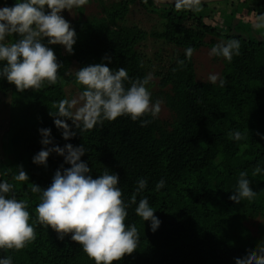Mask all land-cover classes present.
Returning <instances> with one entry per match:
<instances>
[{"label":"trees","instance_id":"trees-1","mask_svg":"<svg viewBox=\"0 0 264 264\" xmlns=\"http://www.w3.org/2000/svg\"><path fill=\"white\" fill-rule=\"evenodd\" d=\"M98 1L99 14L82 18L81 9L75 8L79 15L71 23L77 43L96 48V54L83 56L75 51L69 54L63 45L57 44L56 56L64 64L60 79L55 85L45 82L39 92L31 89L18 92L0 77L2 96L16 95L26 101L23 113L8 122L9 131L19 127L29 136L20 158L6 162L0 158V182L15 184L17 199L29 200L30 223L37 233L36 240L21 250L0 249V258L11 256L13 264H95L82 246L71 240V234L60 240L51 227L37 221L35 208L40 194L31 192L32 184L47 188L61 165L70 167L55 152L50 154L47 167L33 162V157L45 147L39 129L50 128L53 144L48 147L84 145L87 152L81 159L92 169L93 178L103 174L105 168L109 174L118 173V186L126 201L135 191L138 179L148 181L146 189L137 195V203L147 196L162 223L153 232L151 221H144L135 213L137 205H131L125 223L136 224L140 242L135 252L113 264H236V257H243L264 241V171L252 177L257 164L264 169V136L257 134H264V30L258 32L252 27L255 17L264 13V0L203 3L199 13L176 12L174 4L160 5L149 0L147 4L143 0ZM17 2L0 0V7ZM131 5L141 6L149 16L155 14L162 30L127 25ZM241 20L248 24L247 30L241 29ZM170 28L172 32L168 33ZM149 37L182 50L170 61L156 53L153 59L156 63L150 69L158 78L159 87L152 100L164 101L168 118L158 120L145 115L140 119L151 122L141 126L140 120L121 116L82 133L68 120L77 135L65 140L63 129L57 128L50 112L57 110L58 101L71 99L73 93L80 95L83 91L84 86L75 78L78 68L105 63L112 69L124 67L128 71L121 53L123 48L136 49ZM232 38L240 40L241 55L232 62L214 56L223 64L221 77L227 80V85L222 88L219 81L212 84L197 79L193 58L187 59L185 50L211 49ZM18 39L14 34L6 37L5 42ZM49 47L54 50V45ZM106 54L111 57L110 62L102 59ZM137 60L136 66L144 68V60L139 56ZM4 63L0 61V67ZM125 85L129 86L127 81ZM153 85L155 80L149 88ZM69 87L75 91L68 93ZM29 107L35 111L34 121L24 120ZM237 130L247 132V139L230 140L228 133ZM19 165L27 172L28 181L13 180ZM241 171L248 172L250 186L257 195L253 201L242 200L237 204L229 197ZM161 178L166 184L156 191L155 185Z\"/></svg>","mask_w":264,"mask_h":264},{"label":"clouds","instance_id":"clouds-1","mask_svg":"<svg viewBox=\"0 0 264 264\" xmlns=\"http://www.w3.org/2000/svg\"><path fill=\"white\" fill-rule=\"evenodd\" d=\"M143 2L147 4L148 0ZM88 3L89 0H18L12 6L0 8V61L6 62L0 67V77L13 84L18 92L29 89L39 92L45 82L48 85L57 84L64 64L58 61L49 45H63L69 54H74L77 33L62 13L65 9L71 12L73 8H82ZM203 3L205 0H175L174 10L199 13ZM206 3L211 5L213 0H206ZM252 27L258 32L264 30V13L255 17ZM14 34L19 39L6 43V37ZM193 53L194 48L188 47L185 50L186 58L190 60ZM209 55L232 62L235 56L241 55L240 40H222L210 49ZM102 59L111 61L107 54ZM179 63L183 64L184 61ZM75 78L79 85L84 86L79 97L58 101L57 110L50 112L57 128L63 129L65 140L77 135L68 120H72L82 133L97 125L103 127L105 121H115L121 116H130L133 121L140 120L141 126H147L151 121L140 118L150 115L155 119L161 112L164 101L152 100L149 85L154 76L151 72L142 78L132 79L124 67L112 69L105 63H99L78 68ZM217 81L222 88L228 83L218 73L208 76V82L216 84ZM39 131L45 147L33 157V162L47 167L50 154L55 152L63 156L65 164L70 167L61 165L47 188L32 184L31 192L40 194V202L35 208L38 223L51 227L60 240L71 234V240L81 245L95 264H113L126 254L135 252L140 233L135 223L130 226L125 223L129 214L127 209L137 205L135 213L144 221H151L153 232L162 223L147 196L137 203V195L146 189L147 179H138L135 191L126 201L118 186V173L109 174L105 168L103 174L93 178L92 169L81 159L87 152L84 145L68 143L64 147H48L53 144L51 129L41 128ZM247 135V132L237 130L229 132L228 138L241 141L247 139ZM17 169L13 180L28 181L29 176L23 165L17 166ZM262 171L264 169L257 164L252 177ZM165 184L166 181L161 178L155 190L160 191ZM250 185L248 172L241 171L229 199L237 204L242 200L253 201L257 192ZM15 187L6 180L0 182V249L21 250L37 237L34 224L30 223L29 200L17 199ZM235 260L236 264H264V241ZM0 264H13V258H0Z\"/></svg>","mask_w":264,"mask_h":264},{"label":"rangeland","instance_id":"rangeland-1","mask_svg":"<svg viewBox=\"0 0 264 264\" xmlns=\"http://www.w3.org/2000/svg\"><path fill=\"white\" fill-rule=\"evenodd\" d=\"M98 3V0H89V3L87 5L80 8L82 11V18H86L88 15L91 14H99L101 12V8ZM4 6L6 5H3V7ZM0 8H2V6ZM62 14L68 21H70V23H72V21L75 20L79 15V13L75 12V8H73L71 12L65 9ZM154 16L157 17L155 14ZM155 17H153V15L149 16L145 9H143L139 5H131L130 11L126 18V24L138 25L148 30L152 28L153 30L156 29L157 31H160L162 30V28L160 27L159 21ZM191 24L193 23L191 22ZM240 26L242 30L248 29V24L245 23L244 20H241ZM167 32L171 33L172 29H168ZM73 47L75 52L83 56L97 53L96 48L87 46L83 42H76ZM57 48L58 47L54 45L55 54H58ZM61 52H63V50H61ZM179 52H182L181 48H178L175 45L172 46L164 44L162 43V41L149 37L144 42H142L141 45L136 49L124 47L121 53L125 63L127 64L130 76L135 79L137 77H144L146 75V73H144V70H149L150 72V69L154 68L156 60L153 59L156 53H159L165 60L170 61L173 60V56L175 55V53L179 54ZM209 52L210 48L202 47L199 50H196L192 55L196 77L197 79L203 82H208V76L210 74L218 73L221 76L223 68L222 62L219 59H216L214 56H210ZM138 56L144 60V68L136 66V63H138ZM149 59L150 62L147 61ZM151 73L154 76L153 80H155V85L150 88V91L152 92V94H155L158 93L159 88L157 85L158 78L155 77L154 71H151ZM71 91H75V88L69 87V90H67V92L69 93ZM78 97L79 95H77V93L72 94V98ZM0 100V158L1 160H3V162H6L7 160L10 161L11 159L15 160L20 158L25 150V142L27 140L29 141V136L26 130L19 129V127H17L18 129L9 131L10 125L8 123L12 122L11 120L17 118L16 114H21V112L23 113V103H25L26 101H24L22 97L16 95L12 96L11 94H8L7 96H2L0 94ZM27 111L29 112V114L26 113L24 120L34 121V109L29 107ZM73 111H75V109H73ZM11 115L15 116L12 117ZM167 118L168 113L163 103L161 106V112L157 119L165 120ZM252 227L254 230L255 226Z\"/></svg>","mask_w":264,"mask_h":264},{"label":"water","instance_id":"water-1","mask_svg":"<svg viewBox=\"0 0 264 264\" xmlns=\"http://www.w3.org/2000/svg\"><path fill=\"white\" fill-rule=\"evenodd\" d=\"M149 1H152L160 5H171L175 3V0H149ZM219 1H224V0H213V2H219ZM205 3H206V0H205Z\"/></svg>","mask_w":264,"mask_h":264}]
</instances>
